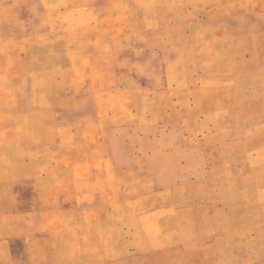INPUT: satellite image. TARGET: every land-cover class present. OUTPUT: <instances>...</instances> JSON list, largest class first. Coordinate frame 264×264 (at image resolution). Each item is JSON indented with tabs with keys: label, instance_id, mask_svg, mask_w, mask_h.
<instances>
[{
	"label": "rangeland",
	"instance_id": "1",
	"mask_svg": "<svg viewBox=\"0 0 264 264\" xmlns=\"http://www.w3.org/2000/svg\"><path fill=\"white\" fill-rule=\"evenodd\" d=\"M0 264H264V0H0Z\"/></svg>",
	"mask_w": 264,
	"mask_h": 264
}]
</instances>
